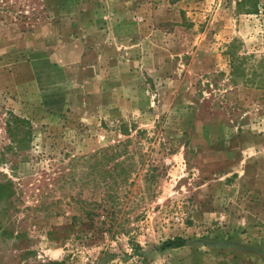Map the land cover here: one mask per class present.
<instances>
[{
    "label": "rangeland",
    "instance_id": "rangeland-1",
    "mask_svg": "<svg viewBox=\"0 0 264 264\" xmlns=\"http://www.w3.org/2000/svg\"><path fill=\"white\" fill-rule=\"evenodd\" d=\"M248 1L0 0V264H264L238 204L264 165Z\"/></svg>",
    "mask_w": 264,
    "mask_h": 264
},
{
    "label": "crops",
    "instance_id": "crops-1",
    "mask_svg": "<svg viewBox=\"0 0 264 264\" xmlns=\"http://www.w3.org/2000/svg\"><path fill=\"white\" fill-rule=\"evenodd\" d=\"M252 161L253 167H249L248 172L244 171V174L241 175L240 172L242 171V167L237 172L238 194L242 196L239 198L238 204L241 208L243 206L246 207L247 213H249L251 217L259 218L257 217V213L259 216L263 215L264 217V174H261V169L264 168V165L261 166V164L256 163L254 160ZM246 181H248V185L244 188L242 183ZM246 189L250 190V194L245 191Z\"/></svg>",
    "mask_w": 264,
    "mask_h": 264
},
{
    "label": "trees",
    "instance_id": "trees-1",
    "mask_svg": "<svg viewBox=\"0 0 264 264\" xmlns=\"http://www.w3.org/2000/svg\"><path fill=\"white\" fill-rule=\"evenodd\" d=\"M177 1V0H176ZM249 4L252 5L253 10L252 13L257 14L258 13V0H249ZM27 124L28 122L24 119H19L14 116H12L11 121L7 123V132L12 141H16V137L21 133L22 136H27ZM17 142H21V140H17ZM22 144V143H21ZM2 157L4 156L3 153L1 154ZM11 183L10 181L4 182L0 184V203L4 200H7L11 197ZM186 244V241L180 237H175L173 239L167 240L162 243V250H172V249H179L184 247ZM138 248V246H135Z\"/></svg>",
    "mask_w": 264,
    "mask_h": 264
}]
</instances>
